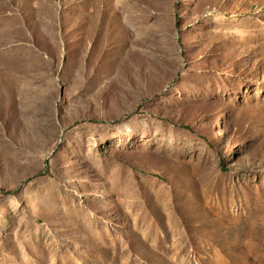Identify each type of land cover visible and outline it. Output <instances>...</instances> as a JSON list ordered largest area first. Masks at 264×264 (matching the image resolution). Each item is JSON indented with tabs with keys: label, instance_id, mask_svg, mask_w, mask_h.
I'll return each instance as SVG.
<instances>
[{
	"label": "rangeland",
	"instance_id": "rangeland-1",
	"mask_svg": "<svg viewBox=\"0 0 264 264\" xmlns=\"http://www.w3.org/2000/svg\"><path fill=\"white\" fill-rule=\"evenodd\" d=\"M0 264H264V0H0Z\"/></svg>",
	"mask_w": 264,
	"mask_h": 264
}]
</instances>
